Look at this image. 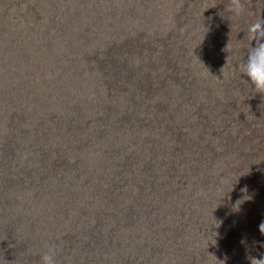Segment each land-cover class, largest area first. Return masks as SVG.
Returning a JSON list of instances; mask_svg holds the SVG:
<instances>
[{
    "label": "rangeland",
    "instance_id": "374dc122",
    "mask_svg": "<svg viewBox=\"0 0 264 264\" xmlns=\"http://www.w3.org/2000/svg\"><path fill=\"white\" fill-rule=\"evenodd\" d=\"M243 2L0 0V264L264 254V94L238 67L264 0Z\"/></svg>",
    "mask_w": 264,
    "mask_h": 264
},
{
    "label": "clouds",
    "instance_id": "9594fccd",
    "mask_svg": "<svg viewBox=\"0 0 264 264\" xmlns=\"http://www.w3.org/2000/svg\"><path fill=\"white\" fill-rule=\"evenodd\" d=\"M228 11L239 19L246 12L243 0H229ZM246 36L249 41L247 58L239 64V72L247 76L256 90V93L264 94V18L248 24ZM255 41V46H253ZM259 231L264 234V222L259 225ZM264 247V242H261ZM250 264H264V254L259 257H249ZM41 264H57L56 248L49 246L48 250L41 256Z\"/></svg>",
    "mask_w": 264,
    "mask_h": 264
},
{
    "label": "trees",
    "instance_id": "16d2710c",
    "mask_svg": "<svg viewBox=\"0 0 264 264\" xmlns=\"http://www.w3.org/2000/svg\"><path fill=\"white\" fill-rule=\"evenodd\" d=\"M3 10H7L6 9V6L5 5H2L1 3H0V12H2ZM55 18H56V15H55V9H54V11H53V13H52V15H51V22H50V24L49 25H52V29H53V32L54 33H56V35L53 37V38H55L58 42H63V38L61 37V32H60V26H61V24H56L57 22H59V21H57V19L55 20ZM67 25H68V23H67ZM41 27H42V29H38L37 28V30L35 31L38 35H41L42 33H44V32H48L49 30H46V28L45 27H43V25H41ZM51 30V29H50ZM14 31V32H13ZM8 33V35H11L12 36V41L14 42V44L13 43H11L12 45H10V46H12L14 49L15 48H18L17 47V45H16V43H15V37H17V36H19V34H18V31L16 30V29H12V31H9V32H7ZM50 33V32H49ZM7 35V36H8ZM3 38V34H0V40ZM75 37H72V42H71V44H70V49H71V47H72V45H74V43H75ZM158 41L157 40H155V43H157ZM110 43V42H109ZM159 43V42H158ZM69 50V49H68ZM68 50H65L66 52L68 51ZM70 52V51H69ZM109 53V52H108ZM146 53V55H147V57L149 56V53H147V51L145 52ZM112 54V53H111ZM111 54H109V55H111ZM154 54H152L151 53V55H150V58L153 56ZM149 59V58H148ZM153 60H154V57H153ZM153 60H152V62H151V64H152V67H156L155 66V63L153 62ZM145 61H147V59L145 58ZM155 61H157V59L155 60ZM7 61H5V63H6ZM8 63H10V62H8ZM137 66H138V64H137ZM172 66V65H171ZM169 67V66H167V65H165L164 67H162L161 69V71L160 72H156L155 71V69H154V72H152V79H154V81H156V82H158L159 83V86H160V89H159V91H162V89H166V87H167V84L168 83H170V81H172V80H174V78L171 76L173 73V71H172V67ZM139 67V66H138ZM111 68H113V67H111ZM149 68V67H148ZM147 68V69H148ZM122 71V70H121ZM130 71H131V69H130ZM151 71V70H150ZM145 74V73H144ZM121 77H123V75L121 76ZM114 79L116 80V81H119L120 79L119 78H115L114 77ZM168 87H169V85H168ZM170 87H171V85H170ZM169 87V88H170ZM219 100H221V99H219ZM181 106V104L179 105V107ZM170 108H171V110L174 112V113H176V107L174 108L173 106H169ZM204 110H205V112H208V108L205 106V107H202ZM179 110V109H178ZM212 112H215V113H217L218 111L217 110H210L207 114H210V113H212ZM155 134H156V138L159 140V141H161L162 143H165V145L166 146H170L172 143H173V141L175 142V139H173V137H172V135H170L169 133H165V132H162V131H160V130H157L156 132H155ZM1 169V168H0ZM20 186V184L18 185V187ZM20 193H18V195H19Z\"/></svg>",
    "mask_w": 264,
    "mask_h": 264
}]
</instances>
